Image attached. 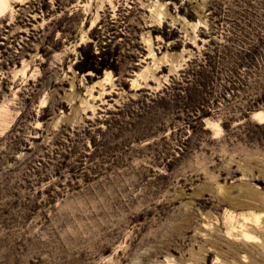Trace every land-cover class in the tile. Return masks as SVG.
Here are the masks:
<instances>
[{
  "label": "rangeland",
  "instance_id": "rangeland-1",
  "mask_svg": "<svg viewBox=\"0 0 264 264\" xmlns=\"http://www.w3.org/2000/svg\"><path fill=\"white\" fill-rule=\"evenodd\" d=\"M0 264H264V0H0Z\"/></svg>",
  "mask_w": 264,
  "mask_h": 264
}]
</instances>
